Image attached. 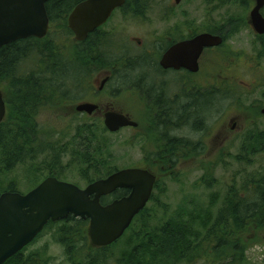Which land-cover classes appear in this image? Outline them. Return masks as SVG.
Masks as SVG:
<instances>
[{
  "label": "rangeland",
  "instance_id": "obj_1",
  "mask_svg": "<svg viewBox=\"0 0 264 264\" xmlns=\"http://www.w3.org/2000/svg\"><path fill=\"white\" fill-rule=\"evenodd\" d=\"M246 1L247 7L237 0L210 11L206 0H181L179 4L175 0H149L145 7L147 15L144 17L148 22L140 24L136 20L134 27L130 30L133 35L143 37L149 33L157 34L167 31L169 24L164 22L163 15L164 11L171 9L175 10L173 20L183 19L186 28L191 30L207 31L208 27L221 26L228 19L231 21L227 26L229 31L226 32L225 44L207 52L202 62L205 68H208L207 64L211 62L217 71L218 81L223 79V84L218 89L223 92L226 89L232 92L225 98L218 99L213 107L215 112L211 114L212 117L209 115L207 127L199 134L191 136L201 138L202 153L199 158H189L179 162L172 168V172L168 171L164 162L155 161L154 171L158 173V186L145 210V217L149 218L150 228L154 232L168 222L169 217L174 216L181 206L187 207L190 212L200 211L201 207L209 208L216 216L224 207L225 198L231 188L240 190L247 180L264 176V116L260 117V111L264 107V57L260 55L262 46L257 41L255 31L252 26H249L247 19L255 5V0ZM216 4L218 5L219 2L214 0L211 7ZM51 32L50 39L54 38L59 42L61 48L59 53L64 52L65 55L71 56L79 51L74 35L68 32L63 21L52 24ZM108 70H110L108 67H102L95 72L88 71V77H83V86H79L75 91L67 92L72 99H65L61 105L44 104L37 111L35 121L39 124L43 135L49 137L47 140L54 150L66 148L70 136L75 133L76 125L89 116L78 113L76 105L93 101L94 92L109 72ZM115 78L116 76H113V82L108 91L116 95L107 100L114 102L117 108L130 111L132 100L130 89L118 82L121 80ZM4 91L6 100H10L11 92ZM7 105L9 109L10 104L7 103ZM102 110L92 116L98 117L103 123L102 115L105 108L103 107ZM232 121L236 122L233 130ZM253 126H257L263 135L261 142L263 151L245 156L242 151L243 140ZM188 132H190L189 128L186 127L185 133L188 134ZM132 135L131 127L102 135L103 140L111 145L113 162L118 169L145 164L142 160V150L153 151L151 143H142L145 149L141 145L135 146ZM52 148L37 154L35 160L22 161L9 171L0 169V195L12 184L19 192L26 193L47 178L51 172L58 175L60 179L85 187L88 183L82 175V166L85 168V165L83 163L71 165L69 154H61L58 151V158ZM243 154L245 157L241 156ZM238 156L242 159L239 160ZM58 159L60 160L57 161ZM0 167L3 168L1 164ZM64 223L49 227L39 240L29 246L28 252L41 250L49 244L47 251L50 255V264H73L74 260L80 264L88 263L90 258L96 259L99 253L91 251L87 241H76L70 238L72 233L77 232L69 229L71 223L65 224L67 225L66 233L63 232ZM139 225L140 222L136 221L131 233L135 234ZM58 229L61 232L53 235ZM198 230L201 233V227ZM61 238H67V243H64L65 248L58 245L57 240ZM199 238L202 237L199 236ZM132 240L129 235L125 240L123 238L109 246L107 251H103L100 255V258H106L107 260H104L107 262L101 260L98 264L117 263V259L121 258L127 250L128 244L131 248L137 245V242L133 244ZM245 242L242 264H264V229L251 230ZM177 264H184V262ZM195 264L211 263L198 260Z\"/></svg>",
  "mask_w": 264,
  "mask_h": 264
},
{
  "label": "trees",
  "instance_id": "obj_2",
  "mask_svg": "<svg viewBox=\"0 0 264 264\" xmlns=\"http://www.w3.org/2000/svg\"><path fill=\"white\" fill-rule=\"evenodd\" d=\"M81 1L83 0H50L47 2L46 8L51 26L57 21H63L68 32L73 34L67 24L68 15ZM215 1L219 4L211 7L214 0H206L210 11L237 0ZM240 1L245 7L248 6L246 0H238ZM131 2L146 4L149 0H131ZM230 22L228 19L221 24L222 28L218 30L212 27H208L207 30L211 33L222 31L223 26H228ZM197 32L195 29L192 30V34ZM51 37L50 30L43 39L30 37L0 47V85L2 84L0 87L10 91L12 96L10 100L7 99V103L10 104L7 118L0 124V164L3 167L0 169L4 171H9L22 161L35 160L37 154L52 148L47 140L49 137L43 135L39 124L35 121V116L41 106L54 103L61 105L65 99H72L67 92L75 91L79 86L82 87L83 77H88V71L95 72L102 67L113 68L118 65L117 62L121 68L124 66L122 57L114 56V54L112 56L109 49L94 44L97 38L93 36L89 38L88 46L85 43L78 44L79 51L71 56L65 55L64 52L59 53L61 50L59 42L54 38L50 39ZM260 45L262 46L260 55L264 57V40ZM122 70L128 72L129 68L123 67ZM116 75H118L117 71ZM122 79L129 83L128 77L125 76ZM222 84L223 79L219 81L218 87ZM217 91V101L232 92L226 89L224 95L221 89L217 88ZM204 105L205 103H202V109L198 111L202 123L201 130L207 127L204 120L207 116ZM261 116L263 115L260 111ZM108 133L98 117L87 116L82 123L76 125L75 133L70 136L66 148L58 149V151L61 154H69L71 165L80 163L85 165V168L82 166V175L88 182L107 177L118 170L113 162L111 145L102 138V135ZM262 140L261 131L257 126H253L243 140L242 151L245 156L261 153L263 151ZM54 151L58 157V151ZM241 156H238L239 160L242 159ZM3 191L18 190L12 187L5 188ZM125 191L119 190L117 195L127 193ZM106 200L109 201L108 198ZM224 202V207L216 216L209 208L201 207L200 211L190 212L187 207L181 206L179 211L175 212L174 216H170L168 222L163 224L157 232L151 230L149 218L145 217L146 207L135 217L132 225L121 238L125 240L131 235L133 244L137 242V245L131 248L128 244L122 257L117 259V264H177L183 262L184 264H195L198 260L211 264H242L244 261L242 251L245 250L247 236L251 230L264 229V176L247 180L240 190L235 187L231 188ZM136 221H139L140 225L138 231L133 234L131 230ZM72 222L74 232L82 231L88 225L85 220L77 222L73 218L69 223L72 224ZM200 227L201 233L198 230ZM107 249L108 247L91 248V251H97L99 254L96 259L90 258L88 264H98L101 260H107L100 258L103 251ZM9 262L10 264H24L19 255L11 258Z\"/></svg>",
  "mask_w": 264,
  "mask_h": 264
},
{
  "label": "water",
  "instance_id": "obj_3",
  "mask_svg": "<svg viewBox=\"0 0 264 264\" xmlns=\"http://www.w3.org/2000/svg\"><path fill=\"white\" fill-rule=\"evenodd\" d=\"M50 0H0V47L11 42L35 37L45 38L50 31V18L46 8ZM125 0H83L68 17V25L78 41H83L96 28L103 25L113 10ZM177 4L181 0H175ZM264 0H255L250 12L255 32L264 35ZM223 44L221 35L202 32L191 39L174 45L162 58L164 67H184L199 70V60L207 48ZM106 80H103L102 86ZM98 105L79 103L76 111L93 114ZM264 114V108L261 110ZM7 113V105L0 88V124ZM109 132L137 123L124 113L107 111L103 115ZM157 177L151 171L129 167L115 171L82 188L75 183L49 176L26 194L6 191L0 195V264L16 255L32 242L50 221L66 219L69 215L89 219L91 242L106 247L131 226L134 218L151 199ZM118 189L129 194L103 204L101 198Z\"/></svg>",
  "mask_w": 264,
  "mask_h": 264
},
{
  "label": "flooded vegetation",
  "instance_id": "obj_4",
  "mask_svg": "<svg viewBox=\"0 0 264 264\" xmlns=\"http://www.w3.org/2000/svg\"><path fill=\"white\" fill-rule=\"evenodd\" d=\"M146 4L148 5V2ZM146 4H135L132 3L131 0H125L122 6L113 10L112 14L104 24L89 33L86 39L79 42L76 40L74 33L73 35L77 44L85 43L86 46L89 45L88 41H90V37L93 36L97 38V41L94 44L99 45L101 48L109 49L112 56L114 54V56L122 57L124 67L129 68V72L123 71L119 62H117L118 65L113 68L108 67L110 69L108 70L109 72L105 75L100 86L94 92V102H87L98 105V109L95 113L98 111L102 112V108L104 107L105 111L103 112V115L107 111H117L124 113L137 123L136 126H131V129L133 130L132 140L134 145L140 146L142 143H151L153 151L148 152L144 148V144L141 145V147L145 149L142 150V160L145 161V164L132 167L147 169L155 174L157 176V181L154 188H157L159 177L158 173L154 171L155 161L164 162L168 171L172 172V168L179 162L189 158L197 159L202 153L200 149L202 148L201 138L197 139L191 136H195L201 132L202 123L198 111L202 109V103H205L204 111L207 113V116L204 119L206 125L208 123L209 115L212 117L211 114L215 112L213 107H215L217 102V88L219 83L217 71L211 62L209 65L207 64L208 68H205L202 61L207 52H211L217 47L204 50L199 60V70L197 72H192L184 67L176 68L162 66L161 60L163 56L174 45L183 40L191 39L201 32H208V30L199 31L195 29L198 32L192 34V30L186 28L183 19L179 18L176 21L173 20L172 17L174 16L173 14L175 10L171 9L164 11L163 15L166 19H164V22L169 24V29L167 31L158 32L157 34L149 33L148 35H145V37L135 36L130 31L134 27L135 21L138 20L140 24L148 22L144 19L147 15V9L145 8ZM167 14L168 16H166ZM247 19L250 24L249 26H252L250 16ZM212 28L218 30L222 27L217 25ZM223 28L224 30L217 31L213 34L221 35L223 37V44H225L227 39L226 32L229 30L226 25L223 26ZM252 29L254 30L253 26ZM255 34L257 41L261 43L264 40V35H259L256 32ZM159 35L161 36L158 37ZM116 71L118 75H116ZM113 76H116V80L122 81L118 82L128 86L130 89L132 95L131 105L129 107L130 111L123 108H117L114 102H109V100H107L108 98H111V96L116 95L115 93L113 94L111 91H108L110 90L111 82H113ZM125 76H129V83L122 80ZM103 80L106 81L102 86ZM202 100L205 101L202 102ZM232 123L231 128L233 130L236 126V122L232 121ZM186 127H188L190 131L188 134L185 133ZM49 176L59 178V176L55 174H50ZM94 181H89L85 187ZM13 185L14 184L9 188L14 187ZM119 190L126 189H118L114 193L102 197L101 202L107 204L114 199L129 194V191L126 190L125 192L127 193L121 196L117 195ZM106 197L109 201L106 200ZM73 218L77 222L85 220L88 225L86 229L84 228L82 231L79 230L76 233H72L70 238L76 239V241L85 240L87 241L88 246L91 245L92 249L96 248L92 245L89 235V219H82L69 215L66 219L58 221L50 220L35 239L16 255H19L24 264H50V255L47 251L49 244L48 246H44L43 249L37 250L38 253L37 251L29 253V246L39 240L45 231L51 226L61 225L65 222L62 230L66 233L67 225L65 224L68 220L69 222L70 219L73 220ZM70 226L69 229L73 230V222ZM59 232H61L60 229H58V231L55 230L53 235H56V233ZM66 239L67 238L58 239V245L64 247V243H67ZM10 259L6 260L3 264H10ZM78 263L77 260L73 261V264ZM80 264L88 263L81 262Z\"/></svg>",
  "mask_w": 264,
  "mask_h": 264
}]
</instances>
